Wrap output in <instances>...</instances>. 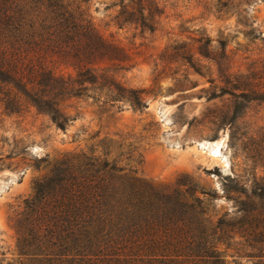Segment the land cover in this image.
I'll return each mask as SVG.
<instances>
[{"label":"rangeland","instance_id":"rangeland-1","mask_svg":"<svg viewBox=\"0 0 264 264\" xmlns=\"http://www.w3.org/2000/svg\"><path fill=\"white\" fill-rule=\"evenodd\" d=\"M84 1L97 33L124 51L105 65L118 89L101 83L112 97L101 109L95 87L63 97L66 131L25 92H0V264L22 261L14 227L36 184L79 154L159 190L192 182L214 198L208 216L231 224L218 234L226 263L264 264V215L243 213L264 214V0Z\"/></svg>","mask_w":264,"mask_h":264},{"label":"trees","instance_id":"trees-1","mask_svg":"<svg viewBox=\"0 0 264 264\" xmlns=\"http://www.w3.org/2000/svg\"><path fill=\"white\" fill-rule=\"evenodd\" d=\"M84 2L0 0V92H25L63 131L72 119L62 98L87 85L100 93L103 82L118 89L105 65L125 57L94 29ZM102 93L99 109L112 98ZM180 185L188 189L159 190L105 159L68 157L36 184L15 223L20 264H227L218 234L231 224L208 216L210 193ZM243 213L255 222L264 215Z\"/></svg>","mask_w":264,"mask_h":264},{"label":"bare ground","instance_id":"bare-ground-1","mask_svg":"<svg viewBox=\"0 0 264 264\" xmlns=\"http://www.w3.org/2000/svg\"><path fill=\"white\" fill-rule=\"evenodd\" d=\"M216 143H217V142H216ZM216 143H215V144H216ZM218 144H219V143H218ZM216 145H217V144H216ZM218 146H219V145H218ZM223 146H225V145H223ZM213 148H214V147H213ZM215 151H216V150H215ZM215 151H214V152H215ZM213 156H214V155H213Z\"/></svg>","mask_w":264,"mask_h":264}]
</instances>
